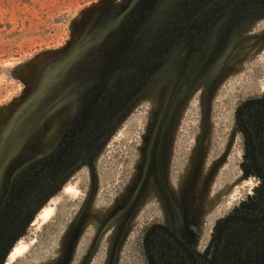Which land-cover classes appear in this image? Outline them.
<instances>
[{
	"label": "rangeland",
	"instance_id": "obj_1",
	"mask_svg": "<svg viewBox=\"0 0 264 264\" xmlns=\"http://www.w3.org/2000/svg\"><path fill=\"white\" fill-rule=\"evenodd\" d=\"M259 97L256 0H0V223L84 145L13 223L0 264H147L158 222L205 248L264 196L236 120Z\"/></svg>",
	"mask_w": 264,
	"mask_h": 264
},
{
	"label": "flooded vegetation",
	"instance_id": "obj_2",
	"mask_svg": "<svg viewBox=\"0 0 264 264\" xmlns=\"http://www.w3.org/2000/svg\"><path fill=\"white\" fill-rule=\"evenodd\" d=\"M256 2L264 12L259 0ZM259 99L264 100V97L249 100ZM242 119L255 145L256 164L264 174V106L256 105L245 108ZM245 143L248 154H250L246 140ZM248 160L250 173L264 185V179L254 173L250 157ZM34 184H37L36 180L27 183L11 204L10 209L5 212V216L1 218L3 220L0 223V247L13 223L18 221L20 215L32 203L31 201L37 191L24 194ZM231 218L234 220L229 221ZM223 223H225L224 229L219 233ZM156 225L166 227L168 232L157 229L150 236L148 251L144 244L143 251L147 264H150L149 256H151L153 264H264V196L249 201V203L229 213L217 224L211 234L210 241L201 250L198 248V243L192 233L185 232L183 234L172 223H155L149 227L147 232ZM184 247L193 255L194 263Z\"/></svg>",
	"mask_w": 264,
	"mask_h": 264
},
{
	"label": "water",
	"instance_id": "obj_3",
	"mask_svg": "<svg viewBox=\"0 0 264 264\" xmlns=\"http://www.w3.org/2000/svg\"><path fill=\"white\" fill-rule=\"evenodd\" d=\"M259 2L261 4L262 8L264 9V0H259ZM256 105L264 106V100L263 99H259V100H248V101L243 102L238 107V109L236 111V120H237V123H238V126H239L240 131L242 132L245 140L248 143V148H249V151H250V154H249L250 156L249 157L252 160L253 171H254V173L258 177L264 179L263 172L261 171V169L256 164L255 145H254V143L252 141V137L249 134L248 130L246 129L245 124H244V121L242 119L243 110L245 108H250V107H253V106H256ZM83 146L82 145H79L77 148H75L73 150V152L70 155H68V156L62 158L60 161L52 164L44 173H42L40 175V177L38 178V180H36V183L37 184H34L29 190H27L25 192L24 195H27L29 193H34V191H37L38 189H40L41 187H43L44 184L46 183V181H48L50 177L54 176L55 174H57L58 172H60L62 170L67 169L68 167H70L78 159V157H79V155L81 153V147H83ZM230 220H234V218L229 219V221ZM224 225H225V223H223L220 226V229L218 231L219 233H221L222 230L224 229ZM157 229H162V230L168 232V229L166 227H164V226H157V225L156 226H153L147 232V234L145 236V240H144L145 248H146L147 251H148L150 236ZM184 248L188 252L190 258L192 259V262L194 263L195 260H194L193 255L188 251V249L186 247H184ZM149 261H150V264H153V261H152L151 256H149Z\"/></svg>",
	"mask_w": 264,
	"mask_h": 264
},
{
	"label": "bare ground",
	"instance_id": "obj_4",
	"mask_svg": "<svg viewBox=\"0 0 264 264\" xmlns=\"http://www.w3.org/2000/svg\"><path fill=\"white\" fill-rule=\"evenodd\" d=\"M53 210V208H47L45 209L44 216L47 217V215L50 214V212ZM26 245H20L14 249V251L11 254V258L13 259L17 254L21 253L22 251L26 250Z\"/></svg>",
	"mask_w": 264,
	"mask_h": 264
}]
</instances>
